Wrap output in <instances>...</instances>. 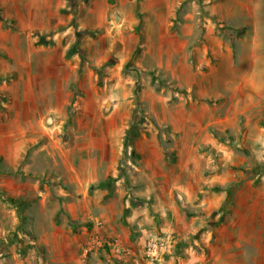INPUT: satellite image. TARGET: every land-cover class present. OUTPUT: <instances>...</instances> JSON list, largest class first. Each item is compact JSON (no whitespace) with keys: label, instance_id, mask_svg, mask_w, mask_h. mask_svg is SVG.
Segmentation results:
<instances>
[{"label":"rangeland","instance_id":"obj_1","mask_svg":"<svg viewBox=\"0 0 264 264\" xmlns=\"http://www.w3.org/2000/svg\"><path fill=\"white\" fill-rule=\"evenodd\" d=\"M205 1L0 0V258L14 255L38 264L37 237L51 233L55 217L59 225L65 222V229L70 224L58 210L56 202L60 205L63 197L54 189L69 186L68 177L76 183L70 165L78 169L80 162L93 163L106 121L121 119L125 112L132 122L128 130L140 123L137 128L145 131L151 120L144 107L150 87L181 92L161 72L141 76L136 65L148 46L156 56L161 45L178 51L169 44L179 38L186 40L183 53L188 63L201 65L207 73L224 63L231 90L220 110L225 130L218 133L224 157L230 160H221L208 145L200 146L209 162L229 164L233 171L223 188L226 197L214 213L218 221L229 216L228 226L216 234L212 254L202 258L205 262L214 258V264H264V78L252 75L264 70V42L251 56L240 40L244 19L254 16L244 9L242 22L233 16L218 22L214 14L218 2ZM243 1L254 7L253 0ZM210 22L215 23V38L230 51L228 61L225 57L221 64L206 46L205 25ZM179 23L187 25L184 34ZM249 60L250 71L244 76ZM206 131L214 135L216 130L210 126ZM109 137L114 144L115 133ZM62 151L71 156L70 164ZM109 155L114 157L112 151ZM113 166L118 177L129 168L121 158ZM98 177L95 183H82V193L71 190L73 197L99 199L94 189L105 177ZM6 200L22 208L21 231L17 211ZM93 204L85 211L96 220L99 209ZM113 208L123 211L118 203ZM72 209L82 211L77 205ZM72 223L74 233L84 225ZM97 223L100 232L104 225ZM96 251L111 257L107 245ZM123 259L133 264L130 256Z\"/></svg>","mask_w":264,"mask_h":264},{"label":"crops","instance_id":"obj_2","mask_svg":"<svg viewBox=\"0 0 264 264\" xmlns=\"http://www.w3.org/2000/svg\"><path fill=\"white\" fill-rule=\"evenodd\" d=\"M216 1L218 3L214 14L218 22H227L233 16L240 23L243 21L244 9L247 15L254 16V20L250 17L244 19L245 30L240 46L249 47L251 56L255 55L256 48L264 42V0H253L254 7L243 0ZM205 2L210 4V0ZM179 26L184 34L187 31L186 23H179ZM214 29L215 23H207L204 38L210 54L221 64L225 57L228 61L230 51L220 39L215 38ZM162 41L161 38L160 45ZM175 44L169 45L178 46V51L166 50L161 45L158 56L148 46L142 57L136 60V65L141 76H149V71L157 70L163 78L174 81L181 92H158L150 87L144 99V107L151 120L145 131L138 129L137 137H129L125 149L124 137L128 125L132 123L128 115L125 117L124 112L121 119L106 121L108 125L102 132L105 133L103 140L97 146L100 157L97 155L93 163L80 162L78 169L70 165L76 175V183H72L68 177L69 186L54 189L58 197H63L60 205L56 202L58 210L61 208L64 221L68 219L70 224L65 229V222L59 225L55 217L51 233L37 237L35 243L40 246L38 264H127L123 258L139 254L154 233L165 236L168 242L166 259L172 264H214V258L205 262L202 256L212 254L217 241L216 234L228 226L226 221L229 216L218 221L214 213L226 197L223 188L230 182L233 171L229 164L209 162L200 152V146L208 145L221 160H230L229 156L224 157V147L220 145L218 133L225 130L221 126L226 118L221 116L220 110L227 103L225 95L231 94V90L224 63L207 73L201 65L188 63L183 53L187 44L185 39L178 38ZM198 46L199 43L197 50L200 48ZM251 63L248 62L243 71L244 76L248 75ZM252 75L264 78V70L259 69ZM207 99L219 101L200 102ZM134 126L137 128L140 123ZM210 126L215 127L214 135L206 131ZM112 133L116 137L114 144L109 139ZM164 143L169 147L163 148ZM164 149L172 157L166 156ZM109 151H112L114 157H110ZM61 153L70 164L71 156L64 151ZM120 158L124 159L129 168L118 177L113 165ZM99 175H104L105 180L112 179L113 184L109 189H94L99 199L89 201L99 209V216L95 220L89 211H85L91 204L86 196L74 198L71 190L84 192L82 183H95L100 180ZM117 203L123 207L122 213L113 208ZM74 205L82 211L76 213L72 209ZM74 221L79 224L90 223L91 227L86 229L82 225L79 232L74 233L77 230L71 225ZM96 222L104 225L99 229L100 232H97ZM100 245L109 247V258L112 259L96 251ZM88 255H91L90 259ZM0 264L35 263L12 255L0 258Z\"/></svg>","mask_w":264,"mask_h":264},{"label":"built area","instance_id":"obj_3","mask_svg":"<svg viewBox=\"0 0 264 264\" xmlns=\"http://www.w3.org/2000/svg\"><path fill=\"white\" fill-rule=\"evenodd\" d=\"M98 226L102 224L97 223ZM168 242L164 235L160 233H154L151 238H149L141 252L138 255L131 256L133 264H171V262L166 259Z\"/></svg>","mask_w":264,"mask_h":264},{"label":"trees","instance_id":"obj_4","mask_svg":"<svg viewBox=\"0 0 264 264\" xmlns=\"http://www.w3.org/2000/svg\"><path fill=\"white\" fill-rule=\"evenodd\" d=\"M137 136H138V128L136 129L135 126H131L130 129L128 130V132L125 135L124 147L126 146V143H127V140L129 139V137H137ZM164 153H165L166 156L172 157V155L169 154L168 151H166L165 149H164ZM111 184H113V180L112 179H106V180H104L102 182H99L97 184L96 188H106V189H109V186ZM228 190H230V189H228ZM228 190H227V192H229ZM6 203L9 206H11V207H13V208L16 209V211H17V217L19 219V224H20V226H18V231H21V225L23 224V221H24L23 216H22V213H23L22 212V208L20 206L15 205L13 202H11V200H6ZM84 227L86 229H89L91 227V224L90 223H86V224H84Z\"/></svg>","mask_w":264,"mask_h":264}]
</instances>
